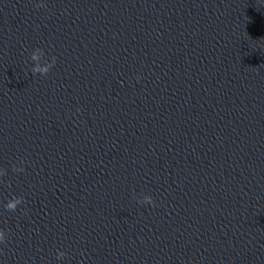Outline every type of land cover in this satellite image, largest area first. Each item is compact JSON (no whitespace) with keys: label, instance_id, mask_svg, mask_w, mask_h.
Wrapping results in <instances>:
<instances>
[{"label":"clouds","instance_id":"1","mask_svg":"<svg viewBox=\"0 0 264 264\" xmlns=\"http://www.w3.org/2000/svg\"><path fill=\"white\" fill-rule=\"evenodd\" d=\"M36 8H46L47 4L45 3V0H40V2L35 4ZM260 40H264V38H261ZM30 60L34 62V64L31 67L32 74L39 73L41 76H47V74L53 69V67L56 65L57 57L55 55L47 56L46 52L43 48L37 47L31 52ZM142 79L141 75L136 76V80L140 81ZM81 108H77L76 112H81ZM12 171L16 173H22L25 171L24 168V161L19 160L17 162H14L12 164ZM8 170L6 168H0V182L3 181V177L7 176ZM136 198V197H134ZM138 203L142 205H152L153 207L156 206V201L151 195L143 194L141 193L140 196L137 198ZM24 197L23 196H16L13 195L10 199H8L7 203L4 204V208L9 212H15L18 209V206L23 204ZM26 214V212H24ZM8 231L6 229L0 228V245H7L8 242ZM2 251V249H0ZM67 256V253L65 251H57L56 253V259L57 260H63Z\"/></svg>","mask_w":264,"mask_h":264}]
</instances>
